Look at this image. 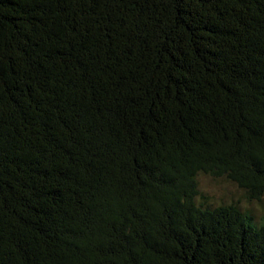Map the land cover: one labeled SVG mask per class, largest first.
Instances as JSON below:
<instances>
[{
    "label": "trees",
    "instance_id": "1",
    "mask_svg": "<svg viewBox=\"0 0 264 264\" xmlns=\"http://www.w3.org/2000/svg\"><path fill=\"white\" fill-rule=\"evenodd\" d=\"M264 0H0V264H264Z\"/></svg>",
    "mask_w": 264,
    "mask_h": 264
},
{
    "label": "rangeland",
    "instance_id": "2",
    "mask_svg": "<svg viewBox=\"0 0 264 264\" xmlns=\"http://www.w3.org/2000/svg\"><path fill=\"white\" fill-rule=\"evenodd\" d=\"M198 179L201 191L207 194L212 200H214V202H218L222 199L239 200L243 207L245 205L252 208L256 216H259L261 212H264V197L262 202L253 201L250 203L245 200L240 190H238L234 184L223 178H213L201 175Z\"/></svg>",
    "mask_w": 264,
    "mask_h": 264
}]
</instances>
